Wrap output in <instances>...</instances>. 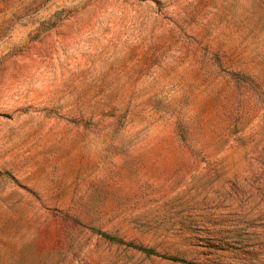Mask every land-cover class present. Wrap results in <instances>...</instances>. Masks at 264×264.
<instances>
[{
    "label": "rangeland",
    "instance_id": "obj_1",
    "mask_svg": "<svg viewBox=\"0 0 264 264\" xmlns=\"http://www.w3.org/2000/svg\"><path fill=\"white\" fill-rule=\"evenodd\" d=\"M0 264H264V0H0Z\"/></svg>",
    "mask_w": 264,
    "mask_h": 264
}]
</instances>
